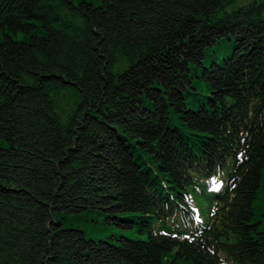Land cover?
Returning a JSON list of instances; mask_svg holds the SVG:
<instances>
[{"label":"trees","instance_id":"16d2710c","mask_svg":"<svg viewBox=\"0 0 264 264\" xmlns=\"http://www.w3.org/2000/svg\"><path fill=\"white\" fill-rule=\"evenodd\" d=\"M5 27L0 264H264V0H0Z\"/></svg>","mask_w":264,"mask_h":264},{"label":"rangeland","instance_id":"374dc122","mask_svg":"<svg viewBox=\"0 0 264 264\" xmlns=\"http://www.w3.org/2000/svg\"><path fill=\"white\" fill-rule=\"evenodd\" d=\"M94 1L96 4H99L100 3V0H92ZM9 33L10 35H12L14 38H17V39H20L22 38V34L23 32L22 31H17L15 34L13 33L12 30H10L8 27H5V29L3 30L2 28H0V40L3 38V35L4 33ZM0 143H1V138H0ZM222 173L224 176L225 175V171L222 170ZM264 185L261 186V196H260V199L256 200L254 202V206L256 207V210L258 211V208L260 207L261 208V212H263L262 214H256V217L259 219V222L257 224V226L260 228V229H264V198H263V195H264ZM193 201L197 204V208L198 210L200 211L201 210V205L202 203H200V201H202V199H199L197 196H193ZM98 218V221L100 224L101 221H100V218ZM85 223H90L88 221H85ZM104 225V224H102ZM105 226V225H104ZM124 230L122 229H119L117 226H106V229L102 226H98V227H89L88 230H87V234L90 236V237H93L95 239H99V238H105L107 237L108 235L110 236V234H118V233H121L123 232Z\"/></svg>","mask_w":264,"mask_h":264}]
</instances>
